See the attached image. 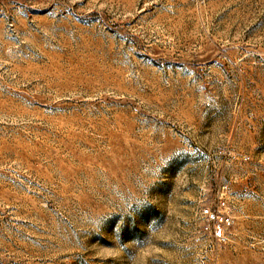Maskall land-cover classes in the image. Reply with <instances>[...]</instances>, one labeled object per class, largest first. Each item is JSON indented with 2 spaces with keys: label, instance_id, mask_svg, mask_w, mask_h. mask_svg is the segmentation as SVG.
<instances>
[{
  "label": "rangeland",
  "instance_id": "rangeland-1",
  "mask_svg": "<svg viewBox=\"0 0 264 264\" xmlns=\"http://www.w3.org/2000/svg\"><path fill=\"white\" fill-rule=\"evenodd\" d=\"M0 264H264V0H0Z\"/></svg>",
  "mask_w": 264,
  "mask_h": 264
},
{
  "label": "built area",
  "instance_id": "built-area-1",
  "mask_svg": "<svg viewBox=\"0 0 264 264\" xmlns=\"http://www.w3.org/2000/svg\"><path fill=\"white\" fill-rule=\"evenodd\" d=\"M225 201L221 198L218 201V208H205L202 214L213 223L212 233L217 239H224L225 232L231 225V217L224 211Z\"/></svg>",
  "mask_w": 264,
  "mask_h": 264
}]
</instances>
